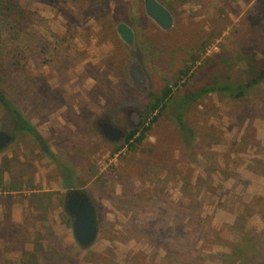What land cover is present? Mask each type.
Instances as JSON below:
<instances>
[{
  "label": "rangeland",
  "instance_id": "obj_1",
  "mask_svg": "<svg viewBox=\"0 0 264 264\" xmlns=\"http://www.w3.org/2000/svg\"><path fill=\"white\" fill-rule=\"evenodd\" d=\"M158 1L174 19L166 32L143 0H0V93L53 154L0 105L13 137L0 151V264H264V79L245 86L264 62V0ZM166 87L170 101L128 151L125 133ZM66 177L95 210L87 248L64 209Z\"/></svg>",
  "mask_w": 264,
  "mask_h": 264
},
{
  "label": "water",
  "instance_id": "obj_2",
  "mask_svg": "<svg viewBox=\"0 0 264 264\" xmlns=\"http://www.w3.org/2000/svg\"><path fill=\"white\" fill-rule=\"evenodd\" d=\"M146 16L162 31H169L173 27L174 19L171 12L157 0H143ZM119 39L129 49L135 51V36L133 29L125 23H118L115 28ZM130 78L138 85L143 82V74L136 60L131 63ZM103 133L111 141L117 142L121 138V131L112 126L103 127ZM12 141V136L0 131V150L6 149ZM65 211L72 219V233L81 248H87L96 239L98 233L97 218L94 207L89 198L82 192L72 189L66 194Z\"/></svg>",
  "mask_w": 264,
  "mask_h": 264
},
{
  "label": "trees",
  "instance_id": "obj_3",
  "mask_svg": "<svg viewBox=\"0 0 264 264\" xmlns=\"http://www.w3.org/2000/svg\"><path fill=\"white\" fill-rule=\"evenodd\" d=\"M257 67H258V76L247 82V84L245 85L246 87H250L254 84H257L260 80L264 79V62H258ZM187 73H188V68L180 72L181 75H186ZM244 88L245 87L238 88L239 89V92L237 93L238 96H242L243 92L241 93L240 91L244 90ZM231 90L232 88L230 85H223V86L209 87L207 89L202 90V92H206V91L227 92ZM190 98L191 97H187L188 100ZM170 99H171V89L168 87L164 88L161 94L159 95L157 94L149 95V101L146 104V107L143 111V125L139 128H133L125 133L124 144L128 147V151H135L136 148L142 143V141L146 138L147 134L152 129V126L158 121L161 111L166 107L165 106L166 102L170 101ZM0 105L5 110V112L10 115L13 131L24 132L30 135L36 141L39 147L42 149L44 154L52 159L53 154L50 152L49 148L45 146L46 144L42 140L38 132L28 122H26L24 117L20 113H18V111L10 104L9 101H7V99L1 93H0ZM184 106H185V102L180 105L181 108H184ZM176 117L180 130L183 133V139L188 142L193 137V134H191V131L187 128L185 123H183L181 119V113H178ZM66 180L67 177L64 180L63 185H64V189L67 190L68 193L70 190L73 189V187L70 186L69 180L67 181ZM11 191H16V190L11 189Z\"/></svg>",
  "mask_w": 264,
  "mask_h": 264
}]
</instances>
